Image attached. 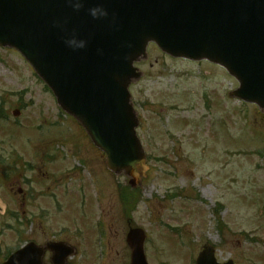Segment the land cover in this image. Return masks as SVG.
Wrapping results in <instances>:
<instances>
[{"label":"rangeland","instance_id":"obj_1","mask_svg":"<svg viewBox=\"0 0 264 264\" xmlns=\"http://www.w3.org/2000/svg\"><path fill=\"white\" fill-rule=\"evenodd\" d=\"M135 66L141 76L129 92L149 170L139 186L141 201L129 213L121 212L118 197L128 179L105 171L102 156L64 117L29 64L0 48L4 150L42 160L48 149L56 161L47 190L55 201L49 196L45 218L30 219L39 226L47 219L57 232L64 225L68 232L61 237L78 247L82 264L127 263V225L145 231L149 264H191L207 243L221 262L264 264V112L229 98L237 81L207 61L171 57L149 44ZM15 108L17 118L11 116ZM9 207L15 211V203ZM10 225L0 218V252L17 240L6 231Z\"/></svg>","mask_w":264,"mask_h":264},{"label":"water","instance_id":"obj_2","mask_svg":"<svg viewBox=\"0 0 264 264\" xmlns=\"http://www.w3.org/2000/svg\"><path fill=\"white\" fill-rule=\"evenodd\" d=\"M97 3L108 9L107 18L88 14ZM73 34L87 39V47L68 48L64 40ZM148 41L172 56L222 65L239 81L232 95L264 109V0H85L78 12L69 0H0V46L25 57L106 154L108 169L130 176L131 186L147 166L127 87L139 76L132 63ZM143 240L141 230L129 231L130 264H147ZM196 263L217 264L211 249Z\"/></svg>","mask_w":264,"mask_h":264},{"label":"flooded vegetation","instance_id":"obj_3","mask_svg":"<svg viewBox=\"0 0 264 264\" xmlns=\"http://www.w3.org/2000/svg\"><path fill=\"white\" fill-rule=\"evenodd\" d=\"M1 157V156H0ZM2 158V157H1ZM26 165L29 166V168L31 169V165L29 163H25ZM38 173H40V178L39 180L36 179H28V180H23L22 183L19 184V182L16 183V186H18L17 190H20L19 185L21 184H27V182H29V185L31 186L29 188V191L31 193H29V191L26 192H22L21 197L19 198L21 200V204L20 206L23 207V209L21 210L20 213V217L22 218H26V215H30L34 216L35 215V211L32 212V214H28L26 213V209L27 207H30V203L31 200L34 198V196L36 194H38V197H42V194L45 195L46 190L49 188L47 186L46 181L49 179L50 180V173L49 171L45 168V167H39L37 170ZM14 183V182H13ZM12 183V184H13ZM11 184V185H12ZM45 188V189H44ZM13 188H9V190L12 192ZM44 189V190H42ZM36 209L40 210H47L43 204L36 206ZM18 216V214H17ZM50 227L46 224L43 225H38V221L35 220V223H29L28 225H20L18 227V239L19 241H24V240H28L29 242H33L38 248L41 249L40 256H37V254L39 253V251H34V258L38 259V257H40V264H72L69 260L73 259L74 257L68 259H60V260H56L53 261L52 259V251L49 249H44V246H48L49 244L52 245H57L61 242H67L65 240H63L61 237H56V236H52L51 232H50ZM27 242V241H25ZM24 242V243H25Z\"/></svg>","mask_w":264,"mask_h":264},{"label":"clouds","instance_id":"obj_4","mask_svg":"<svg viewBox=\"0 0 264 264\" xmlns=\"http://www.w3.org/2000/svg\"><path fill=\"white\" fill-rule=\"evenodd\" d=\"M84 3L85 0H69V4L72 7L74 11H80L82 8H84ZM88 14L93 18V19H103L107 18L109 16V11L108 9L102 4V3H97L92 7H89L87 9ZM115 13L112 14V23L115 24ZM67 21H64L66 23ZM55 27H62V23L59 20H55L53 22ZM65 45L72 49L73 51L81 50L87 47L88 40L85 38H81L76 34H73L70 38H67L64 40ZM131 47V45H128ZM98 52L100 54H103L102 50L98 49Z\"/></svg>","mask_w":264,"mask_h":264},{"label":"trees","instance_id":"obj_5","mask_svg":"<svg viewBox=\"0 0 264 264\" xmlns=\"http://www.w3.org/2000/svg\"><path fill=\"white\" fill-rule=\"evenodd\" d=\"M121 201L123 203L125 202L131 209H133L139 201V195L137 194V191L131 192L124 189L121 192Z\"/></svg>","mask_w":264,"mask_h":264}]
</instances>
